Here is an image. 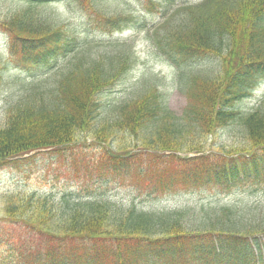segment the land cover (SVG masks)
Listing matches in <instances>:
<instances>
[{
    "label": "trees",
    "instance_id": "trees-1",
    "mask_svg": "<svg viewBox=\"0 0 264 264\" xmlns=\"http://www.w3.org/2000/svg\"><path fill=\"white\" fill-rule=\"evenodd\" d=\"M7 1L0 24L11 53L40 65L6 103L0 165L41 149L62 152L79 144V136L108 145L123 132L141 141L150 163H171V172L145 183L148 192L164 194L176 185L190 189V197L201 192L191 203L151 210L113 200L105 190L3 195L8 219L28 225L47 244L22 262L264 264V200L257 198L264 195V95L238 108L264 80V0L177 4L146 30L185 95L179 115L168 109L149 70L130 96L100 98L134 69L132 40L112 37L133 22L122 15L129 2ZM58 2L79 14H71L74 22L54 13ZM96 29L109 37L97 39ZM231 128L241 134L239 147L208 141ZM105 153L111 172L146 177L126 147ZM225 196L232 201L223 202Z\"/></svg>",
    "mask_w": 264,
    "mask_h": 264
},
{
    "label": "rangeland",
    "instance_id": "rangeland-1",
    "mask_svg": "<svg viewBox=\"0 0 264 264\" xmlns=\"http://www.w3.org/2000/svg\"><path fill=\"white\" fill-rule=\"evenodd\" d=\"M129 2V10H123L122 15L127 16L133 22L127 23V26L121 32H114L112 37L118 39H131L135 52V65L132 72L119 84L102 93L104 101H119L122 97L130 96L132 88L142 73L150 71L158 78L160 90L165 93V103L169 110L176 115L182 112L186 105V98L178 88L175 87L174 69L169 62L156 50L149 36L146 33L148 28L157 24L164 11L173 10L177 4L195 3L198 0H123ZM168 1L169 3H167ZM174 3L175 5L171 4ZM10 3L7 0H0V14L5 11ZM74 6V5H73ZM54 13L64 20L67 24L76 19L71 16L76 13L67 5L61 2L52 5ZM127 8V7H126ZM74 9L78 11L77 7ZM78 14V13H76ZM79 15V14H78ZM2 17V15H0ZM102 30L96 29L97 39L99 36H107L108 32L101 33ZM9 35L6 29L0 24V124L3 123L6 103L10 94L15 92L25 83L31 75L39 72V63H25L18 59V56L11 53ZM103 39V38H102ZM264 95V81L249 97L243 98L238 103L239 109L252 107L255 101ZM80 143L70 149L56 152L51 148L32 151L29 154L14 157L9 163L0 165V260L6 264H25L22 262V255L35 257L36 253L44 245H47L37 234L32 231L28 225L21 222L10 221V213L4 208L3 195H27L31 193H53L58 195L62 191H75L80 193L102 192L111 199L122 201L124 203L133 201L139 208L145 210L163 209L167 207H176L182 204L191 203L196 196L201 195L199 190L193 196L185 195L190 189L181 188L176 185L174 188L168 187L164 194L148 192L145 183L155 182L160 176H165L168 170L171 172V163L166 158L157 162L150 163L148 157L142 152V143L136 140L134 136L120 134V139L112 143H98L89 136H79ZM213 140L221 144H233L238 146L243 142L241 134L231 128L229 130H217L216 133L209 136V142ZM106 145V147H104ZM126 147L130 150L131 161L136 165L140 160L143 168H138L139 178L135 174L111 172L105 167L106 150L114 151ZM239 147V146H238ZM186 152V151H183ZM143 153V156L140 154ZM166 152L165 154H168ZM174 154L175 153H170ZM194 153H190L193 155ZM182 155V153H181ZM151 158V157H150ZM153 161V160H152ZM160 165L162 169H160ZM144 168H147L148 171ZM160 170V172H159ZM147 171V172H146ZM135 173V172H134ZM139 176V175H138ZM140 180V181H138ZM137 181V183H135ZM138 184V186L136 185ZM260 193L264 194V190ZM206 196V194L204 195ZM257 198L264 200L263 196ZM223 202L230 203L232 199L228 196L223 197ZM10 240V241H9ZM11 242L18 246V249L11 247ZM50 246H55L53 243ZM31 248L30 254L25 252L26 248ZM21 251V254H20Z\"/></svg>",
    "mask_w": 264,
    "mask_h": 264
}]
</instances>
